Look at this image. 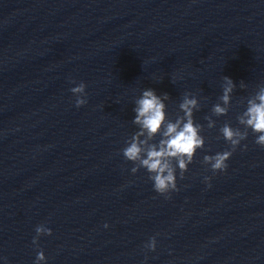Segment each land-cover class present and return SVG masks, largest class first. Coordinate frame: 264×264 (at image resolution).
<instances>
[{
  "label": "water",
  "instance_id": "water-1",
  "mask_svg": "<svg viewBox=\"0 0 264 264\" xmlns=\"http://www.w3.org/2000/svg\"><path fill=\"white\" fill-rule=\"evenodd\" d=\"M222 75L247 88L217 128L264 82V0H0V256L33 264L44 223L48 264H264V148L251 132L213 176L202 155L226 145L206 129L168 198L119 151L140 89L168 93L170 114L186 90L206 98L194 114L205 123ZM70 79L87 85L79 108Z\"/></svg>",
  "mask_w": 264,
  "mask_h": 264
},
{
  "label": "clouds",
  "instance_id": "clouds-1",
  "mask_svg": "<svg viewBox=\"0 0 264 264\" xmlns=\"http://www.w3.org/2000/svg\"><path fill=\"white\" fill-rule=\"evenodd\" d=\"M175 79L173 76L171 82ZM69 83L72 85L69 91L75 98V106L79 108L87 104L85 82L76 83L70 79ZM237 86L240 89L247 88L245 81L241 80L237 84L231 77L222 75L220 94L203 116L205 123L197 121L194 114L201 110V101L206 98L186 90L175 113L170 114L167 110V101L170 99L168 93L158 94L151 87L140 89L132 108L134 115L131 124L135 130L125 138L119 149L123 158L132 165L129 172L135 175L143 169L147 179L151 181L153 191L168 198L170 193L179 190L177 180L184 179L197 151L205 148L206 137L203 133L206 129L216 128L217 139H223L226 145L223 150L205 151L202 155L201 164L213 176L227 171V162L237 148L247 149L248 145L242 142L247 140L249 132L253 134V142L264 148V82L237 101L242 110L235 114V126L226 119L217 128L218 118L226 117L233 106V94ZM211 179L212 176L205 175L202 182L211 187ZM103 227H109L107 222ZM34 231L32 244L36 251L33 264H48V257L39 245V238L51 236L52 228L40 223L35 226ZM157 235L148 237L144 242V249L155 252ZM0 264H7L5 257L0 256Z\"/></svg>",
  "mask_w": 264,
  "mask_h": 264
}]
</instances>
